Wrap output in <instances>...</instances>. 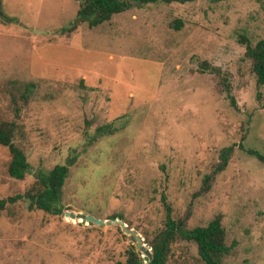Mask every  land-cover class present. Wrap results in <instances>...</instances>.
Here are the masks:
<instances>
[{
  "label": "rangeland",
  "instance_id": "1",
  "mask_svg": "<svg viewBox=\"0 0 264 264\" xmlns=\"http://www.w3.org/2000/svg\"><path fill=\"white\" fill-rule=\"evenodd\" d=\"M79 6L0 0V120L15 122L30 171L11 178L0 145V199L76 155L60 215L27 202L0 211V264H115L130 247L142 258L118 223L64 213L122 220L150 250L164 228L161 196L188 229L221 215L222 264H264V161L246 152L264 158V84L245 55L264 39V0L156 2L93 28L74 23ZM167 264L204 262L177 239Z\"/></svg>",
  "mask_w": 264,
  "mask_h": 264
},
{
  "label": "trees",
  "instance_id": "2",
  "mask_svg": "<svg viewBox=\"0 0 264 264\" xmlns=\"http://www.w3.org/2000/svg\"><path fill=\"white\" fill-rule=\"evenodd\" d=\"M80 2L77 18L74 23H86L93 28L109 21L113 15L122 13L133 7H140L156 2L165 4L186 3L195 0H75ZM218 2L222 0H209ZM73 23V25H74ZM180 22L175 21L174 28L178 30ZM245 55L252 62V69L257 78V84H264V39L251 46L246 45ZM216 72L217 69H211ZM222 86L227 93L230 104L236 108L234 98L230 95V88L225 78L222 79ZM26 85L22 100L26 101L30 87ZM14 121L0 120V145L7 147L11 160L7 167L8 175L15 180H24L29 174V163L22 149L18 147L13 139L16 133ZM232 148L229 147L222 152L221 162L217 171L226 167ZM249 155L264 161V158L252 150L246 151ZM76 161V155H69L66 164L55 165L47 171L39 170L35 173V181L30 189L22 194H16L6 199H0V211L7 205H14L17 202H27L30 211L40 210L50 215L62 213V190L68 177L69 168ZM209 180V177H207ZM206 179V181H207ZM161 204L165 210L164 228L149 241L151 255L148 264H167L172 247L177 239L192 242L196 245L199 259L204 264H222L223 259L229 254V247L225 243V232L221 225V215L207 223L204 227L188 229L184 220H174L171 216V208L164 196H161ZM113 218H116L114 216ZM115 264H144L143 259L133 247L126 250L124 261Z\"/></svg>",
  "mask_w": 264,
  "mask_h": 264
},
{
  "label": "water",
  "instance_id": "3",
  "mask_svg": "<svg viewBox=\"0 0 264 264\" xmlns=\"http://www.w3.org/2000/svg\"><path fill=\"white\" fill-rule=\"evenodd\" d=\"M64 216L70 217L71 219H78L81 221H85L87 223H93V224L98 225V226H103L104 224L107 226H110V225H113L115 223H118L125 234L131 235L134 237V240L136 242V248L143 254L142 258H143L144 264H148L149 257L151 255L150 250L145 247V245L142 243L141 237L134 230L127 229V226L124 224V222L122 220L113 219L109 222H104L100 219H96L95 217L90 216V215H86L84 213H76L75 214L73 212H65Z\"/></svg>",
  "mask_w": 264,
  "mask_h": 264
}]
</instances>
